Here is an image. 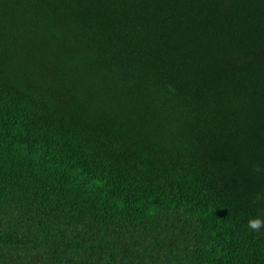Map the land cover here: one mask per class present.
<instances>
[{"label":"trees","instance_id":"16d2710c","mask_svg":"<svg viewBox=\"0 0 264 264\" xmlns=\"http://www.w3.org/2000/svg\"><path fill=\"white\" fill-rule=\"evenodd\" d=\"M251 219L264 0H0V264H264Z\"/></svg>","mask_w":264,"mask_h":264},{"label":"clouds","instance_id":"9594fccd","mask_svg":"<svg viewBox=\"0 0 264 264\" xmlns=\"http://www.w3.org/2000/svg\"><path fill=\"white\" fill-rule=\"evenodd\" d=\"M264 226V221H261L260 219H251L249 220V227L255 230H258Z\"/></svg>","mask_w":264,"mask_h":264},{"label":"bare ground","instance_id":"6f19581e","mask_svg":"<svg viewBox=\"0 0 264 264\" xmlns=\"http://www.w3.org/2000/svg\"><path fill=\"white\" fill-rule=\"evenodd\" d=\"M182 164V163H181ZM166 226V225H165Z\"/></svg>","mask_w":264,"mask_h":264}]
</instances>
